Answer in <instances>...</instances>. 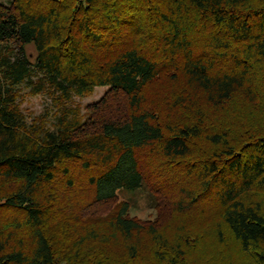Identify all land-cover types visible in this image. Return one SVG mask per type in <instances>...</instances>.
<instances>
[{"label": "trees", "instance_id": "obj_1", "mask_svg": "<svg viewBox=\"0 0 264 264\" xmlns=\"http://www.w3.org/2000/svg\"><path fill=\"white\" fill-rule=\"evenodd\" d=\"M0 264H264V0L0 1Z\"/></svg>", "mask_w": 264, "mask_h": 264}, {"label": "rangeland", "instance_id": "obj_2", "mask_svg": "<svg viewBox=\"0 0 264 264\" xmlns=\"http://www.w3.org/2000/svg\"><path fill=\"white\" fill-rule=\"evenodd\" d=\"M3 3L8 2L9 0H0ZM27 51L34 55L33 47L27 46ZM107 87H96L93 93L87 97L78 99H73V105L76 104L80 107V112L83 114L86 111L88 106H91L93 103L97 102L103 94L107 91ZM70 104L69 106H73ZM22 113L27 116V119L30 120L32 117H41L46 116V120L49 123L52 120L51 116V100L46 94H40L36 96H27L24 98L23 103L20 106ZM147 189H143L139 194L136 195V200L138 207L131 211V214L136 215L141 219H153L157 212L149 207L146 203ZM148 195V194H147Z\"/></svg>", "mask_w": 264, "mask_h": 264}]
</instances>
